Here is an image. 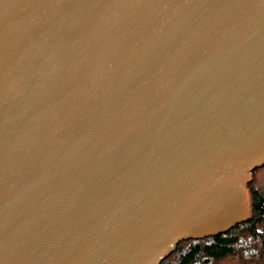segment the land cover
<instances>
[{
    "label": "water",
    "instance_id": "water-1",
    "mask_svg": "<svg viewBox=\"0 0 264 264\" xmlns=\"http://www.w3.org/2000/svg\"><path fill=\"white\" fill-rule=\"evenodd\" d=\"M262 164L264 0H0V264H157Z\"/></svg>",
    "mask_w": 264,
    "mask_h": 264
},
{
    "label": "trees",
    "instance_id": "trees-1",
    "mask_svg": "<svg viewBox=\"0 0 264 264\" xmlns=\"http://www.w3.org/2000/svg\"><path fill=\"white\" fill-rule=\"evenodd\" d=\"M248 188L246 220L225 232L182 238L157 264H264V192L252 183Z\"/></svg>",
    "mask_w": 264,
    "mask_h": 264
},
{
    "label": "rangeland",
    "instance_id": "rangeland-1",
    "mask_svg": "<svg viewBox=\"0 0 264 264\" xmlns=\"http://www.w3.org/2000/svg\"><path fill=\"white\" fill-rule=\"evenodd\" d=\"M256 171H245L241 176L238 178L237 181L234 182L233 187L236 188L238 186H241V188H248V183H252V185L257 186L259 189H261L264 192V164L261 166H258L255 168ZM245 205L244 210L240 213V217L248 214L249 209V202L248 197H245Z\"/></svg>",
    "mask_w": 264,
    "mask_h": 264
},
{
    "label": "bare ground",
    "instance_id": "bare-ground-1",
    "mask_svg": "<svg viewBox=\"0 0 264 264\" xmlns=\"http://www.w3.org/2000/svg\"><path fill=\"white\" fill-rule=\"evenodd\" d=\"M233 201L234 200H231V202L233 203ZM234 203H235V201H234ZM228 206V203H226V206H225V204H224V206L222 207H220V210H225V211H228L229 210V207H227Z\"/></svg>",
    "mask_w": 264,
    "mask_h": 264
}]
</instances>
